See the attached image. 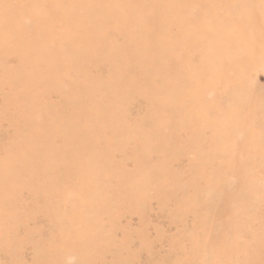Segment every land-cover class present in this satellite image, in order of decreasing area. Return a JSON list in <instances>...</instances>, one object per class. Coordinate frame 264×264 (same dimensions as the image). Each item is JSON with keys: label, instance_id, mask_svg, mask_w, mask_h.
<instances>
[{"label": "rangeland", "instance_id": "374dc122", "mask_svg": "<svg viewBox=\"0 0 264 264\" xmlns=\"http://www.w3.org/2000/svg\"><path fill=\"white\" fill-rule=\"evenodd\" d=\"M0 264H264V0H0Z\"/></svg>", "mask_w": 264, "mask_h": 264}]
</instances>
